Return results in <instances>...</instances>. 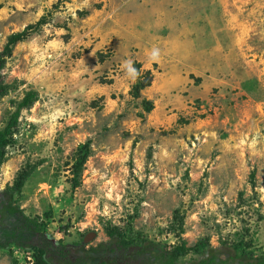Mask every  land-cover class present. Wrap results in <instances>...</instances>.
<instances>
[{
  "label": "rangeland",
  "instance_id": "obj_1",
  "mask_svg": "<svg viewBox=\"0 0 264 264\" xmlns=\"http://www.w3.org/2000/svg\"><path fill=\"white\" fill-rule=\"evenodd\" d=\"M24 31L0 126L27 93L38 100L0 189L34 167L17 197L27 216L68 245L109 242L119 226L172 247L179 215L189 247L264 256V0H0V52ZM33 263L0 250V264Z\"/></svg>",
  "mask_w": 264,
  "mask_h": 264
},
{
  "label": "trees",
  "instance_id": "obj_2",
  "mask_svg": "<svg viewBox=\"0 0 264 264\" xmlns=\"http://www.w3.org/2000/svg\"><path fill=\"white\" fill-rule=\"evenodd\" d=\"M27 36L26 31L10 36L3 52H0V100L10 92V86L5 83L2 75L6 68L7 58L11 56L12 47ZM152 81L143 83V87H150ZM38 100V95L29 92L16 105V111L10 117L6 126H0V167L7 160V148L15 141V134L19 125L21 112L32 107ZM88 146L82 147L83 156L75 163L77 177L81 176L88 159ZM34 167L22 170L13 185L0 189V250L20 248L32 253L33 264H264V256L256 257L253 252L243 249L240 245L234 247V254L223 259L218 251L213 249L207 241H201L195 247H189L182 239L184 232L183 218H179L178 236L180 242L172 247L161 245L144 238L141 233L133 229L127 230L119 226L107 227L109 242L97 246L68 245L62 240L55 241L47 233V226L39 217L27 216L17 203L23 189L34 172ZM256 179V171L251 174V180ZM76 185L80 182L76 181ZM172 227L175 232L176 227ZM194 252L200 259L183 262L182 259Z\"/></svg>",
  "mask_w": 264,
  "mask_h": 264
},
{
  "label": "clouds",
  "instance_id": "obj_3",
  "mask_svg": "<svg viewBox=\"0 0 264 264\" xmlns=\"http://www.w3.org/2000/svg\"><path fill=\"white\" fill-rule=\"evenodd\" d=\"M129 72L131 73V75L133 76V78L137 75L135 69L131 68L130 66H129Z\"/></svg>",
  "mask_w": 264,
  "mask_h": 264
},
{
  "label": "water",
  "instance_id": "obj_4",
  "mask_svg": "<svg viewBox=\"0 0 264 264\" xmlns=\"http://www.w3.org/2000/svg\"><path fill=\"white\" fill-rule=\"evenodd\" d=\"M90 239H91V237L89 236V238H87V239L85 240V243H87L88 240L90 241Z\"/></svg>",
  "mask_w": 264,
  "mask_h": 264
}]
</instances>
